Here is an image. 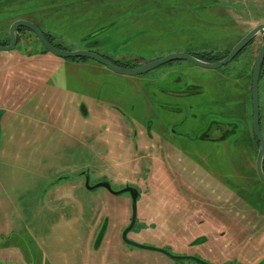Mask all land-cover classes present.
<instances>
[{"label": "rangeland", "instance_id": "374dc122", "mask_svg": "<svg viewBox=\"0 0 264 264\" xmlns=\"http://www.w3.org/2000/svg\"><path fill=\"white\" fill-rule=\"evenodd\" d=\"M21 18L62 49L143 64L175 52L225 55L264 23V0H0V42ZM17 34L16 49L0 51V76L42 92L30 94L37 108L20 110L15 137L0 120V264H201L125 243L130 193L91 190L87 177L139 190L133 241L212 264H264L251 98L264 32L221 68L175 60L142 75L90 68L53 55L27 28ZM46 80L51 126L34 123L50 118ZM260 90L264 134V67Z\"/></svg>", "mask_w": 264, "mask_h": 264}, {"label": "water", "instance_id": "95a60500", "mask_svg": "<svg viewBox=\"0 0 264 264\" xmlns=\"http://www.w3.org/2000/svg\"><path fill=\"white\" fill-rule=\"evenodd\" d=\"M22 28H27L31 32H33L39 39L40 43L44 46V48L57 57L86 58V59L93 60V61H96L104 65L109 70L117 74L142 75V74L148 73L164 64H167L175 60L189 61L194 65L204 67V68H209V69L221 68L222 66L227 65L230 62H232L234 59H236L238 55L244 50V48H246L251 43V41L254 40V38H256V36L259 33L264 32V23H260L256 25L255 27L251 28L232 47L229 54L220 60L213 61V62L205 61L203 59L196 57L192 53L175 52V53H171L166 56H163L161 58H158L156 60L143 63L137 67H129V68L119 66L113 63L112 61H110L108 58H106L103 54L97 51L91 50V49L83 48V49H78V50H68V49L59 48L53 45L48 40L44 31L40 28L38 24H36L32 20L22 19V18L17 19L14 22H12L10 29H9L10 43L7 45L0 44V51L8 52V51H13L14 49H16L17 44H18L17 32L19 29H22ZM263 65H264V42L255 58L253 75H252V106H253L252 128H253V132L256 138L258 139L260 143V148H259L257 159H256V171H257L258 177L264 181V134L261 129V106H260V81H261ZM87 186L91 190H94L98 187H105L106 189H108L110 192H112L115 195H119L125 192H129L131 194V197H132L131 223L129 224V226H127L124 229L123 234H122V237L125 243L131 246L138 247V248L161 252L175 261L182 260V259H189V260L199 262L201 264H212L196 256L175 255L165 248L144 245L136 241H133L129 238L128 234L135 226V223L138 217V197L140 193L137 188L132 187V186H127L121 190H114L111 183L108 181H102L96 185L91 186L88 178H87Z\"/></svg>", "mask_w": 264, "mask_h": 264}, {"label": "crops", "instance_id": "0c3cea01", "mask_svg": "<svg viewBox=\"0 0 264 264\" xmlns=\"http://www.w3.org/2000/svg\"><path fill=\"white\" fill-rule=\"evenodd\" d=\"M94 51H97L101 54H105V53H102L96 49H94ZM1 52H4V51H1ZM8 52L11 53V51H8ZM97 63L98 62L93 61V60H89V59L82 62L83 65H86L87 67H90V68L97 66L98 65ZM44 82L46 85L45 92H44L46 94V96L44 97L45 105H43V106L46 108V111L50 110L49 114H48L50 116V118H49V116H48L49 120L47 118H45L46 122H37L36 121L34 123H36V124L37 123H40V124L44 123L46 125L51 126L53 116L51 115L52 114V112H51V105L52 104H50V102H49V96H50L49 86L50 85L47 84V80ZM87 82L93 83L94 81L92 78H90L87 80ZM40 92H42V90H39L38 88H35L33 90H31V89L25 90V89H22L21 87H16V85H12L11 82L5 81V79H2V77L0 76V111L2 112L0 120L2 119V117L6 118L5 120H3V125L1 127V132L3 134L11 135L13 137L16 136L18 127L16 126L15 122L19 120V116L21 114L20 110L22 108L25 109V107L29 108V110H30V108H37V106H35V104L37 103V100H36V98L30 96V94H33V93L38 94ZM77 93H82L83 94L82 96H86L87 100L89 102H91L92 104H94L96 101H97V103L109 102L107 99L101 100L102 97H100L99 95H97L95 97V96H93V94H90L89 92L86 93L85 91H82V92H77ZM27 94H29V95H27ZM41 99H42V96H41ZM59 114L61 117H64V116L67 117L68 114H67V110H66V105H65V108H63V111ZM17 118H18V120H17ZM0 139H1V136H0Z\"/></svg>", "mask_w": 264, "mask_h": 264}, {"label": "trees", "instance_id": "16d2710c", "mask_svg": "<svg viewBox=\"0 0 264 264\" xmlns=\"http://www.w3.org/2000/svg\"><path fill=\"white\" fill-rule=\"evenodd\" d=\"M24 28H22V29H19L18 31H21V30H23ZM44 33H45V35H46V37L48 38V40L53 44V45H55V46H57V47H59V48H61L58 44H55L54 42H53V39H52V36L50 35V34H48V33H46L45 31H44ZM19 38V37H18ZM10 43V37H9V42H5V43H2V42H0V44L1 45H7V44H9ZM231 51V50H230ZM229 51V52H230ZM229 52L228 53H226L225 55H223V56H218V54H216V53H214V52H211V51H200V52H192V54H194L196 57H198V58H200V59H203V60H205V61H211V62H213V61H217V60H220V59H222V58H224L225 56H227L228 54H229ZM104 55V54H103ZM106 58H108L110 61H112L113 63H115V64H117V65H119V66H122V67H127V68H129V67H137V66H139L140 64L138 63V62H132V61H123V60H120V59H116V58H113V57H111V56H109V55H104ZM75 59H77V60H80V59H82V60H87L86 58H75ZM255 138H256V136H255ZM257 139V138H256ZM258 140V139H257ZM258 143H259V141H258ZM260 144V143H259Z\"/></svg>", "mask_w": 264, "mask_h": 264}, {"label": "flooded vegetation", "instance_id": "af4514ba", "mask_svg": "<svg viewBox=\"0 0 264 264\" xmlns=\"http://www.w3.org/2000/svg\"><path fill=\"white\" fill-rule=\"evenodd\" d=\"M255 27V26H254ZM18 33V32H17ZM18 35V34H17ZM10 37V36H9ZM255 39V38H254ZM253 42V40L251 41V43ZM250 43V44H251ZM249 44V45H250ZM248 45V46H249ZM246 48H244V50H245ZM190 53H192V52H190ZM239 56V55H238ZM141 65V64H140ZM263 67H264V65H263ZM254 68V67H253ZM262 72H263V68H262ZM252 75H253V72H252ZM261 76H262V74H261ZM163 94V93H162ZM165 94V93H164ZM164 94H163V96H164ZM168 96H171V95H168ZM251 98H252V81H251ZM260 99H261V90H260ZM260 106H261V100H260ZM252 114H253V106H252ZM88 178V177H87ZM86 184H87V181H86ZM92 186V185H91ZM130 186V185H129ZM129 193V192H128ZM140 193V192H139ZM131 195V194H130ZM140 195V194H139ZM131 200H132V197H131ZM123 234V233H122ZM123 238V237H122ZM175 261V260H174Z\"/></svg>", "mask_w": 264, "mask_h": 264}]
</instances>
